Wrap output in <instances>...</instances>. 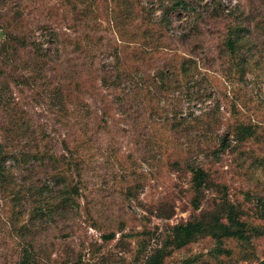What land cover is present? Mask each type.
Segmentation results:
<instances>
[{"label":"trees","instance_id":"1","mask_svg":"<svg viewBox=\"0 0 264 264\" xmlns=\"http://www.w3.org/2000/svg\"><path fill=\"white\" fill-rule=\"evenodd\" d=\"M86 1L61 2L74 14L70 27L77 37L70 39L57 31L52 32L51 39L57 40L54 44L56 54L44 48V42L32 43L31 50L28 49V40L18 34L0 43V77H10L18 84L20 78L15 76V71L22 64L30 73L26 81H43L44 88H48L52 62L58 63L54 68L57 72H65L64 67L72 70L80 65L78 72H97L103 88L112 92L109 98L106 94L100 98L101 116L98 117L94 106L84 100L80 83L78 93L65 91L62 86L55 87L52 105L58 107V122L64 124L69 119L75 141L73 144L72 139L63 138L59 148L45 130L36 129L26 120L10 84L0 81V111L6 115V122L0 128V264H91L90 260L100 255L102 244L81 242L75 247L69 239L78 231L84 208L87 152L96 147L100 137L112 134L114 110L133 118L134 130L144 125L150 131L148 145L168 149L172 146L176 153L173 160L169 159L171 164H198L200 152L207 156L225 152L231 145L226 139L222 138L218 146L207 145L201 151L200 142H195V138L200 137V128H209L214 133L219 123L220 97L209 110L197 113L194 109L200 100L215 95L213 88L207 89L212 84L208 75L200 79L204 65H211L213 71L224 77L226 89L229 84L235 86L233 96L227 90L223 94L224 99L231 100L235 119L232 151L242 153L240 159L252 158L249 168L253 176L260 168L264 171V152L244 148L252 140L261 142L262 132L261 124L253 122L251 115L241 110L242 88L239 86L248 85L250 75L256 83L264 75V0H244L229 11L215 1ZM38 3L33 2L28 8L34 6L38 10L37 5H42ZM0 5L8 3L0 2ZM19 11L23 15V11ZM186 15L185 25H179L182 29H175L176 19L182 20ZM104 22L107 26H103ZM65 40L76 55L70 58L73 62L69 65L58 45ZM106 53L113 56V60H105ZM62 59L65 66H62ZM9 65H15L13 73L7 72ZM153 88H160L158 95ZM177 92L182 97L180 103L184 102V96L190 103L186 113L161 104L162 94L171 104L168 95ZM71 116L74 120H70ZM215 136L210 138L211 144ZM134 160L133 154L126 157L119 154L113 164H128ZM245 165L239 164V168ZM188 171L195 213L187 221L170 225L159 240L160 244L142 264H165L176 250L201 238L216 241L211 257L217 259V264H226L228 258L254 259L253 241L264 235V192L257 188L245 192L248 199L255 197L259 208L258 219L262 223L253 224L247 219L244 203L231 197L225 182L215 179L214 174L202 166H191ZM209 190L215 192L211 203L197 213ZM132 191L128 186L121 190L127 198ZM163 210L164 214L157 215L171 218L174 214L172 207ZM87 212L91 214L89 207ZM91 219L97 226L95 217ZM102 237L110 241L115 232ZM88 253L90 257L87 258ZM100 256V264L109 263L106 253ZM196 261L187 260L186 263ZM201 264L212 263L203 260ZM260 264H264V260Z\"/></svg>","mask_w":264,"mask_h":264},{"label":"rangeland","instance_id":"2","mask_svg":"<svg viewBox=\"0 0 264 264\" xmlns=\"http://www.w3.org/2000/svg\"><path fill=\"white\" fill-rule=\"evenodd\" d=\"M71 1L75 2V0ZM134 1L152 2V0ZM184 1L221 2L226 11L231 10L238 3L244 2V0ZM0 2L8 3L6 6L0 5V43L9 38L10 35L18 34L28 40V49L31 50L32 43L44 42L43 47L56 54L54 44H57V40L51 39L52 32L57 31L70 39L77 37V33L70 27L74 14L70 12L67 4L61 3L70 2V0H0ZM12 2L22 3L14 5ZM33 2H39L38 4L42 5H37L38 10L34 6L29 9L28 7L32 6ZM86 2H109V0H87ZM53 9L56 11L51 12ZM19 10L23 11V15ZM13 12L15 16L11 17ZM16 14H19V17H16ZM186 18L187 15L182 20L176 19L174 22L175 29L181 30L182 27L179 25H185ZM103 26H107V24L104 22ZM63 38L61 37L60 40L63 41ZM63 43L58 44L59 50L69 65L73 62L70 58L73 57L74 59L76 55L72 53V47L68 41L65 40ZM53 52L51 53L53 54ZM105 58V60H113V56H109L108 53H106ZM63 59L61 63L62 66H65ZM17 65L19 66L18 63ZM79 66L72 70H67L64 67L65 72L60 70L57 72L54 71V68L58 67V63L52 62L48 76L51 83L48 88L46 87L47 89L42 85L43 81H33V79L26 81V77H29L30 73L23 69L22 64L15 71V76L20 78L18 84L10 77H0V81H8L7 83L10 84L13 95L26 120L32 123L36 129L45 130L49 138L59 148L62 147L61 140L63 138L72 139L73 144L75 141L69 119L64 124L58 122V107L52 105V91L55 87L62 86L65 91L70 90L78 93L77 85L80 83L84 100L94 106L98 117L101 116L98 109V106L101 105L100 98L104 94L109 98L110 93H112L103 88L97 72L92 70H80L78 72V68L81 67ZM14 67L15 65L6 67L7 72L13 73ZM55 75L57 77H54ZM206 75L213 84L208 85L207 89L213 88L215 95L205 101L200 100L199 104H195L194 109L197 113L209 110L217 104V98L220 97L219 123H216L214 133L209 128H200V137H196L195 142H200V151L207 145L218 146L222 138L231 144L230 147L218 155L207 156L204 152H200L197 157L198 164H171L169 159H172L176 153L172 146L168 149V147L161 148L153 146V144L148 145L150 131L146 130L144 125L138 126V129L134 130L136 126L134 119H129L114 110L115 117L111 124L112 130L110 129L112 134L105 138L100 137L96 147L91 152H87L88 160L87 164H84L87 169L84 175L85 197L82 199L84 208L79 220L78 231H75L69 239L75 247L79 246L81 242L86 245L98 242L102 244L100 255L106 253L110 259L108 264H142L147 256L153 252V248L160 244L159 240L170 225L187 221L195 213L191 204L192 193L189 191L191 175L188 169L191 166H202L209 169L214 174L215 179L227 184L233 199L244 203L249 222L253 224L262 223L258 219L259 208L255 197L250 200L245 192L255 188L259 192H264V171L260 168L253 176L250 173L251 168H249V165L252 164V158L245 156L240 159L242 153H234L231 149L232 144H234L232 129L235 119L231 100L224 99L223 94L227 90L231 91V96H233L232 89L235 86L229 84L226 89L224 77L213 71L211 65H204L200 79ZM257 83L254 79L251 80L250 75L248 85H239L242 88L240 89L241 110L251 115L253 122L261 124L260 131L262 132L261 142L252 140L244 148L264 152V75L259 77ZM159 90L160 88L152 89L157 95ZM168 96L171 104H168L166 96L162 94V105H169L171 109L176 108L184 113L188 112L190 103L185 100V96L182 103H180L182 97L178 92ZM245 101H249L247 105L244 104ZM108 104L111 102L108 101ZM73 117H69L70 120H74ZM4 119L6 120V115L0 111V128L6 122ZM96 123L97 119L94 121V124ZM213 135H216V139L211 144L210 138ZM94 140H96L95 137ZM119 154L123 157L133 154L135 160L129 161L128 164H113L115 156ZM241 160H244L245 163ZM239 164L246 165L242 169L239 168ZM127 179L128 183H126ZM125 186L133 189L130 198L121 192ZM214 195V191H207L206 199L202 202L197 213L209 206ZM88 207L91 214L87 212ZM171 207L174 209L171 218L157 215L160 212H163L160 214L165 213L163 208L168 210ZM91 216L95 217L97 226L93 225L94 219H91ZM111 231L115 232L114 239L104 241L102 236ZM253 243L256 252L254 259L228 258L226 264H260L264 260V235L256 237ZM216 246L217 243L212 238H201L186 248L176 250L166 259L165 264H187V260L194 259L197 261L192 264H201L203 260H211L212 264H217V259L211 257ZM232 246L234 247V244ZM87 251L89 252V250ZM100 255L91 259V264H100ZM88 257H90V253H88Z\"/></svg>","mask_w":264,"mask_h":264}]
</instances>
